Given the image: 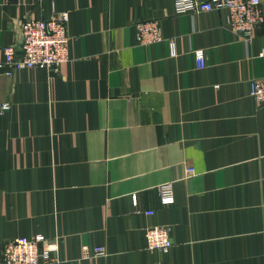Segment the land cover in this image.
<instances>
[{
  "label": "crops",
  "instance_id": "0c3cea01",
  "mask_svg": "<svg viewBox=\"0 0 264 264\" xmlns=\"http://www.w3.org/2000/svg\"><path fill=\"white\" fill-rule=\"evenodd\" d=\"M54 11L69 13L70 62L0 70V264L7 242L38 235L55 264H264V107L250 96L264 24L248 44L225 11L177 14L174 0H0V63L25 19ZM147 20L164 41L137 43ZM154 226L170 227L168 253L147 249Z\"/></svg>",
  "mask_w": 264,
  "mask_h": 264
},
{
  "label": "built area",
  "instance_id": "2783aa9c",
  "mask_svg": "<svg viewBox=\"0 0 264 264\" xmlns=\"http://www.w3.org/2000/svg\"><path fill=\"white\" fill-rule=\"evenodd\" d=\"M263 0H174L177 14L205 13L225 11L226 25L246 42L252 43L260 26L264 24ZM68 12L54 11L47 19H25L22 22V41L18 48L14 45L4 49L5 61L0 63V70L8 66L11 70L45 69L59 73L62 65L70 62L68 33ZM136 41L139 45L150 46L164 41L159 22L156 20L140 21L135 25ZM170 55H177L174 42L169 41ZM198 69L206 66L205 51H193ZM264 57V48L260 53ZM250 96L258 106L264 107V78H254L250 83ZM8 103H0V115L10 110ZM193 174L194 169H188ZM160 203L164 206L175 203L174 183L169 181L159 185ZM147 211L146 215H153ZM147 249L168 253L173 246L171 229L167 226L148 227L145 230ZM45 237L38 235L33 239L19 237L7 242L2 250V264H55L50 251L40 248L45 244ZM106 255L102 246L82 248V257L92 259Z\"/></svg>",
  "mask_w": 264,
  "mask_h": 264
}]
</instances>
